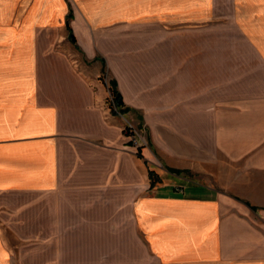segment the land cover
<instances>
[{
	"label": "crops",
	"instance_id": "0c3cea01",
	"mask_svg": "<svg viewBox=\"0 0 264 264\" xmlns=\"http://www.w3.org/2000/svg\"><path fill=\"white\" fill-rule=\"evenodd\" d=\"M14 12L0 264L7 238L29 239L19 264H264V0H0ZM54 30L120 107L36 37ZM167 169L191 179L151 187Z\"/></svg>",
	"mask_w": 264,
	"mask_h": 264
},
{
	"label": "rangeland",
	"instance_id": "374dc122",
	"mask_svg": "<svg viewBox=\"0 0 264 264\" xmlns=\"http://www.w3.org/2000/svg\"><path fill=\"white\" fill-rule=\"evenodd\" d=\"M20 4H17L16 7H19ZM15 7V8H16ZM19 18V14L13 13L7 16H3L0 14V22H6V23H11L13 24L14 22H17ZM64 35V32L61 31H38L36 37L40 39H47V40H53L55 49L60 52V53H67L69 51L70 54H67L69 63L72 65L73 69L77 71L81 76L84 78H87L89 76L93 78H97L99 84L102 85L103 89L105 91H109V86H108V80L110 77L107 76L105 72L98 74V66H95L92 62H86L83 60L81 57H79L78 54L73 52L72 48L69 49L68 46L64 45L61 43L62 36ZM110 93H107V99L106 102H110ZM139 129V126L135 127V132L136 135H140L139 137L141 138L140 132L137 130ZM128 134V132H127ZM155 177H153V181L156 182L155 184H168V183H173V179H176L177 177L170 175L167 170H151ZM185 178L187 180H190V176H188L186 173L184 174ZM177 190H181L180 187H177ZM7 247L13 253V263L14 264H19L18 259L23 258V255L25 254L26 251H28V246H29V239H12V238H7L6 240Z\"/></svg>",
	"mask_w": 264,
	"mask_h": 264
},
{
	"label": "trees",
	"instance_id": "16d2710c",
	"mask_svg": "<svg viewBox=\"0 0 264 264\" xmlns=\"http://www.w3.org/2000/svg\"><path fill=\"white\" fill-rule=\"evenodd\" d=\"M68 18H70V14L68 15ZM66 30L69 33V29L67 26H66ZM68 39L71 43H73V38L70 34L68 35ZM108 85H109V93H110V97H111V99H110L111 104L114 105L115 107H120L122 105V102H121L120 95L116 89L115 82L113 80H109ZM167 172L169 174L176 175V176H178L182 173L185 174L184 172H181L178 170H171V169H167ZM148 177H149L150 185L152 187L157 181L156 182L153 181V177H155V175L151 170L148 172Z\"/></svg>",
	"mask_w": 264,
	"mask_h": 264
},
{
	"label": "built area",
	"instance_id": "2783aa9c",
	"mask_svg": "<svg viewBox=\"0 0 264 264\" xmlns=\"http://www.w3.org/2000/svg\"><path fill=\"white\" fill-rule=\"evenodd\" d=\"M133 144L135 145V141H133ZM177 192H180V190H177Z\"/></svg>",
	"mask_w": 264,
	"mask_h": 264
}]
</instances>
